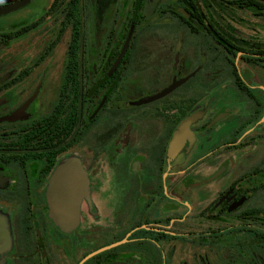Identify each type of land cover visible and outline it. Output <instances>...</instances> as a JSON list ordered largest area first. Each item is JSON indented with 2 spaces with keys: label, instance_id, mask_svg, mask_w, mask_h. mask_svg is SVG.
Listing matches in <instances>:
<instances>
[{
  "label": "flooded vegetation",
  "instance_id": "af4514ba",
  "mask_svg": "<svg viewBox=\"0 0 264 264\" xmlns=\"http://www.w3.org/2000/svg\"><path fill=\"white\" fill-rule=\"evenodd\" d=\"M0 264H264V0H0Z\"/></svg>",
  "mask_w": 264,
  "mask_h": 264
},
{
  "label": "water",
  "instance_id": "95a60500",
  "mask_svg": "<svg viewBox=\"0 0 264 264\" xmlns=\"http://www.w3.org/2000/svg\"><path fill=\"white\" fill-rule=\"evenodd\" d=\"M169 90H170V88L166 89L164 92L169 91ZM65 165H66V162L61 163L59 165L58 169H60V168L64 169ZM68 187H69V189L71 188L70 186H68ZM69 189L67 190L66 193H63L64 196H62V197H66V194L67 195L71 194V196L75 195L74 186L72 187V193L69 191ZM71 196H68L69 198H67V200H64V199L58 200V201H60L62 208L70 209L73 207L74 201H73V199H71Z\"/></svg>",
  "mask_w": 264,
  "mask_h": 264
},
{
  "label": "rangeland",
  "instance_id": "374dc122",
  "mask_svg": "<svg viewBox=\"0 0 264 264\" xmlns=\"http://www.w3.org/2000/svg\"><path fill=\"white\" fill-rule=\"evenodd\" d=\"M122 30H123V27L121 28L120 33H122Z\"/></svg>",
  "mask_w": 264,
  "mask_h": 264
}]
</instances>
